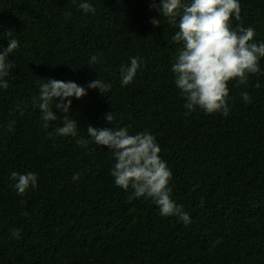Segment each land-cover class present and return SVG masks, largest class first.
I'll return each mask as SVG.
<instances>
[{
  "label": "trees",
  "instance_id": "16d2710c",
  "mask_svg": "<svg viewBox=\"0 0 264 264\" xmlns=\"http://www.w3.org/2000/svg\"><path fill=\"white\" fill-rule=\"evenodd\" d=\"M89 2L94 13L80 0H0V32L20 45L0 88V264H264V58L245 85L229 83L227 117L198 107L185 115L172 71L179 16L175 24L159 17L152 0ZM239 3L232 26L251 27L252 42H264V0ZM93 55L101 62L90 63ZM132 57L141 67L122 86L121 66ZM47 78L85 87L99 78L112 88L72 99L78 134L64 137L55 132L59 101V119L43 127L38 85ZM89 126L153 134L172 172L171 197L191 222L117 187L113 154ZM14 171L35 173L37 186L19 195Z\"/></svg>",
  "mask_w": 264,
  "mask_h": 264
},
{
  "label": "clouds",
  "instance_id": "9594fccd",
  "mask_svg": "<svg viewBox=\"0 0 264 264\" xmlns=\"http://www.w3.org/2000/svg\"><path fill=\"white\" fill-rule=\"evenodd\" d=\"M153 8L159 17L169 18L170 23H177L178 31L173 41L182 43V50L172 66L175 74V83L181 90L185 100V115L191 114L198 107L206 114L219 113L227 117L230 113L228 106L229 83L237 81V86L245 85L249 75L260 73L259 62L264 58V42H252L255 36L253 28L232 26V20H240L241 6L239 0H152ZM79 8L84 13H94L95 8L89 0H80ZM150 23L158 27L159 18H152ZM2 27V26H0ZM7 35L6 48L0 44V88L7 89L6 77L14 63L9 62V56L19 48V41L11 38L12 32H0V40ZM100 59L93 55L90 63H99ZM141 62L137 57L130 59V64L121 66V85H129L135 78ZM39 87V109L42 112L43 127L47 129L50 121L58 116L55 108L64 113L63 126L57 127L58 136L76 137L78 124L70 116L72 99L80 100L88 94V90H97L102 96L110 91L111 83L97 78L87 86H81L73 81L58 80L55 78L41 79ZM260 85L257 84V87ZM245 102H250L248 92L241 94ZM107 123L114 119L113 113L105 114ZM87 134L97 145L111 150L115 163L111 170L114 183L122 190H132V198H149L159 207L160 214L165 217L179 216L185 223H190V217L171 197L169 182L172 172L166 161L159 153L161 148L156 138L150 132L130 134L127 127L96 129L87 128ZM86 144L83 139L77 141ZM11 178L16 181L15 189L19 195L37 186L35 173L21 174L12 172ZM79 173L73 176V181L79 179ZM13 235L19 238V231L13 230ZM216 243H220L219 240Z\"/></svg>",
  "mask_w": 264,
  "mask_h": 264
}]
</instances>
